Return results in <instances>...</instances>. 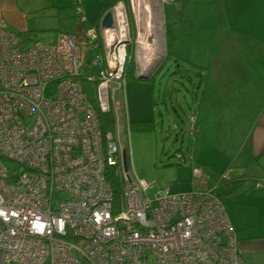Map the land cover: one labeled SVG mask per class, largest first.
<instances>
[{"label": "built area", "instance_id": "2783aa9c", "mask_svg": "<svg viewBox=\"0 0 264 264\" xmlns=\"http://www.w3.org/2000/svg\"><path fill=\"white\" fill-rule=\"evenodd\" d=\"M158 9L117 0L112 26L104 12L84 37L60 32L49 43L0 26V264H246L218 187L153 190L131 172L128 135L122 146L127 64L139 76L160 66ZM83 80L95 83L96 104Z\"/></svg>", "mask_w": 264, "mask_h": 264}, {"label": "crops", "instance_id": "0c3cea01", "mask_svg": "<svg viewBox=\"0 0 264 264\" xmlns=\"http://www.w3.org/2000/svg\"><path fill=\"white\" fill-rule=\"evenodd\" d=\"M72 1L71 14L80 25L86 23L76 15ZM156 1L162 20L161 45L166 51L175 45L176 14H186L189 8L195 10V17L211 12L218 19L212 40L221 37L235 52L233 58L218 65L213 85L207 80L196 115L199 127L195 140L204 135L203 148L210 153L191 161L187 172L193 177V164L207 167L203 189L235 183L230 191L221 190V196L237 230L241 256L246 264H264V0H207L214 6H201L203 0H182L181 4L174 2L176 13L162 7L170 0ZM62 4V0H0V26L22 39L25 35L27 39H42L39 16L55 9L62 11ZM170 29L172 39L167 32ZM155 72L140 77L150 78ZM179 174H184L183 167ZM171 186L173 183L167 187Z\"/></svg>", "mask_w": 264, "mask_h": 264}, {"label": "rangeland", "instance_id": "374dc122", "mask_svg": "<svg viewBox=\"0 0 264 264\" xmlns=\"http://www.w3.org/2000/svg\"><path fill=\"white\" fill-rule=\"evenodd\" d=\"M62 1L65 8L62 11L55 9L39 16L37 26L44 30H40L38 34L45 43L52 42L55 35L60 32L75 33L84 37L90 26L98 25L100 6L113 2L82 0L87 21L80 25L71 14L74 12V8L71 7L73 1L68 0V4H65L67 0ZM174 2L181 4L182 0L163 2L165 12L176 13L177 6L174 7L176 5ZM206 3L209 2L203 0L200 4L201 6L215 4ZM189 10L187 8L186 14H176L180 20L178 19L179 25L175 32V45L167 58L164 46L159 47L157 57L160 59L157 65L163 62L154 76L138 77L137 68L135 70L131 67L124 84L125 106L130 126L129 132L121 128L122 146H126L125 136L128 135L131 172L137 178L154 181L153 190L166 188L171 183H173V186L169 187L171 191L203 189V184L207 180V170L203 176L197 178L191 177L187 171L194 159L202 158L210 152L207 153L203 148L204 135L195 140L198 131L190 132V116L197 115L201 107L207 80L208 85H213L210 83L214 81L218 65L233 58L235 53L225 46L227 42L221 37L212 40L216 36L213 32L218 19L213 17L211 12L195 17V10ZM83 87L89 99L96 104L95 83L83 80ZM171 116H174L173 121L170 120ZM101 118L103 127L114 129L111 114H102ZM139 124L147 128L141 129L138 127ZM196 165H201L203 169L207 168L201 163ZM14 167L12 164L11 168ZM181 167L184 168V174L180 176Z\"/></svg>", "mask_w": 264, "mask_h": 264}, {"label": "trees", "instance_id": "16d2710c", "mask_svg": "<svg viewBox=\"0 0 264 264\" xmlns=\"http://www.w3.org/2000/svg\"><path fill=\"white\" fill-rule=\"evenodd\" d=\"M116 1L117 0H115V1H113V2H111V3H107V4H104V5H102L101 6V8H100V13H99V17L100 16H102V14L104 13V12H106L109 8H111L115 3H116ZM167 32H168V35H169V37H170V39H172L173 38V33H172V29H170V30H167ZM133 52V51H132ZM172 53V50L169 48V50L167 51V57H169L170 56V54ZM135 60L132 58L129 62H128V64H127V68H126V73H128V71H129V69L132 67V68H136V64H135V62H134ZM141 123V122H140ZM140 126H138L139 128H141V129H146L147 127L146 126H144V125H141V124H139ZM109 179H110V181L112 182V184H113V186H114V188H115V193H116V197H119V194H120V191H121V188H120V184H119V182L117 181V179H115V178H112V177H109ZM234 182H232L231 184L230 183H228V184H226V185H222V186H220L219 187V189H218V193L221 195V190L223 191V190H227V191H230L232 188H233V186H234Z\"/></svg>", "mask_w": 264, "mask_h": 264}, {"label": "water", "instance_id": "95a60500", "mask_svg": "<svg viewBox=\"0 0 264 264\" xmlns=\"http://www.w3.org/2000/svg\"><path fill=\"white\" fill-rule=\"evenodd\" d=\"M113 24V17H112V12L111 11H106L103 19H102V26L103 27H110ZM28 35L24 36V41H27ZM26 43H24L22 46H25ZM140 77V76H138ZM174 116H171L170 120L173 121ZM170 125H172V122H170Z\"/></svg>", "mask_w": 264, "mask_h": 264}, {"label": "bare ground", "instance_id": "6f19581e", "mask_svg": "<svg viewBox=\"0 0 264 264\" xmlns=\"http://www.w3.org/2000/svg\"><path fill=\"white\" fill-rule=\"evenodd\" d=\"M100 17H101V16H100ZM78 36H79V35H78ZM166 50H167V49H166ZM166 58H167V56H166ZM166 58H165V59H166ZM165 59H164V61H165ZM135 64H136V63H135ZM161 65H162V64H161ZM160 67H161V66H160ZM160 67H159V68H160ZM157 69H158V68H157ZM135 70H136V69H135ZM141 79H142V78H141ZM143 79H144V78H143ZM130 128H131V127H130Z\"/></svg>", "mask_w": 264, "mask_h": 264}]
</instances>
